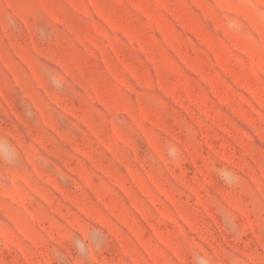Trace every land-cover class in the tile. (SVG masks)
I'll return each mask as SVG.
<instances>
[{"label": "rangeland", "instance_id": "1", "mask_svg": "<svg viewBox=\"0 0 264 264\" xmlns=\"http://www.w3.org/2000/svg\"><path fill=\"white\" fill-rule=\"evenodd\" d=\"M0 264H264V0H0Z\"/></svg>", "mask_w": 264, "mask_h": 264}]
</instances>
